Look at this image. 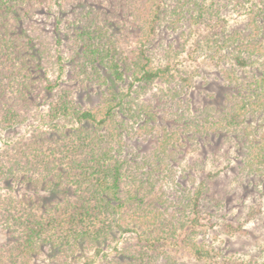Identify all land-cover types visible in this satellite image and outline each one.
<instances>
[{"label": "trees", "instance_id": "1", "mask_svg": "<svg viewBox=\"0 0 264 264\" xmlns=\"http://www.w3.org/2000/svg\"><path fill=\"white\" fill-rule=\"evenodd\" d=\"M53 1L56 10L39 12L41 0H0V131L30 120L45 129L35 147L0 152V183L36 177L49 193L27 211L0 200L9 234L0 264L46 248L57 264L92 249L100 264H184L174 252L202 262L214 249L197 235L214 217L233 234L241 218L259 217L257 203L230 209L243 182L257 178L264 189V0ZM231 10L243 29L221 25ZM36 14L52 30L34 29ZM183 27L205 30L222 90L212 110L199 113L193 77L176 66L190 35L157 58L162 32L181 38ZM220 141L239 159L237 186L204 170L196 184L183 160ZM259 221L255 242L264 244Z\"/></svg>", "mask_w": 264, "mask_h": 264}, {"label": "rangeland", "instance_id": "2", "mask_svg": "<svg viewBox=\"0 0 264 264\" xmlns=\"http://www.w3.org/2000/svg\"><path fill=\"white\" fill-rule=\"evenodd\" d=\"M55 1L53 0H41L38 6L39 12H48L49 10H56L54 6ZM47 16L49 13L46 14ZM37 21H35L34 29H40L46 31L47 29L52 30L53 21L44 15L36 14ZM224 22H227L228 26L244 27L245 17L235 11H228L223 14ZM226 25V27H227ZM183 35L181 38L178 37V33L170 31V29L164 30L161 34V47L158 48L157 58L161 59L162 51L168 47V43L171 42L177 50L179 41H183L188 34L189 29L183 27ZM205 30L201 33L193 32L190 38L186 40V44L182 52L179 54V58L176 61V66L181 71H186L191 77H193V88L190 92V99L194 103V106L199 109V113L202 110H212L218 102V98L222 94L221 88L218 84L221 83L220 75L217 73L214 66V62L208 59L209 49L203 43V36ZM209 35V33H208ZM176 41V42H175ZM128 44L124 45L127 46ZM163 47V48H162ZM55 60V58H53ZM175 63V58H173ZM175 66V64H174ZM81 105L84 107L92 106L90 102L95 100L88 99L83 96L81 99ZM32 122V124H31ZM257 124V123H255ZM45 129L41 127V124L36 121H28L27 123L17 126L14 129L0 131V152L12 153V148L18 151L23 149L26 145H32L39 143L37 137L45 135ZM35 147V146H34ZM234 146H228L222 141L216 142L215 146L210 149H205L204 154L200 156L197 152H189L183 160V166L186 170H193L192 173L195 175L196 184L198 182V174L204 173L214 175V179L222 180L226 187L228 183L233 187L237 186L233 180L232 174H235L236 169L240 166L239 159H236V153L233 151ZM200 162V170L198 163ZM217 177L215 178V176ZM29 176V175H28ZM27 176V177H28ZM213 176V175H212ZM211 178V177H209ZM31 179H23V176H19L10 180L11 182L0 183V200L5 201V198H12L15 205L21 207L24 210L37 209L44 206V202L49 199V193L42 190L39 180L34 177ZM229 180V181H228ZM232 180V181H231ZM259 180L252 179L251 183L248 184L246 181L243 182L244 186L238 187V192L231 201L230 213L237 214L242 211L247 205L251 203H257L256 208L259 210L258 218L245 223L242 218L243 227L238 233H228L222 228L223 220L220 217H214L211 221L213 227L210 228L209 224L201 230V233L197 235L198 239L204 243L206 247H213V251L205 258L202 262L196 261L186 253H175L179 258L180 263L184 264H223L224 260L229 261V264H264V244L262 241L255 242V233L257 235L258 230L262 227L259 226V218L264 219V197L260 194L264 189L263 186L258 182ZM228 182V183H227ZM43 185V184H42ZM243 204L244 206H239ZM241 217H243L241 215ZM0 227V245L8 243L9 234L6 230ZM254 232V233H253ZM254 236V237H253ZM114 243L105 244L103 249L105 253H108V257L113 255L111 247ZM94 249L89 252L84 251L80 253L77 251L76 255H73V259L69 258L66 260V264H83L85 261L93 260L92 264H100L103 257L99 253L96 255ZM78 256H81L78 258ZM251 259L252 261H249ZM21 264H57L53 259L52 255L49 254L48 249L40 251L35 256Z\"/></svg>", "mask_w": 264, "mask_h": 264}]
</instances>
